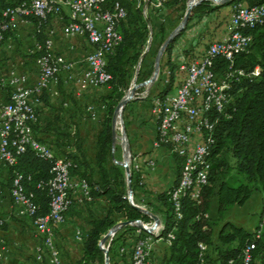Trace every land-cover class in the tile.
I'll use <instances>...</instances> for the list:
<instances>
[{
    "label": "built area",
    "instance_id": "2783aa9c",
    "mask_svg": "<svg viewBox=\"0 0 264 264\" xmlns=\"http://www.w3.org/2000/svg\"><path fill=\"white\" fill-rule=\"evenodd\" d=\"M172 1L115 0L110 8H106L105 0H30L2 10L0 46L5 43L7 33L17 26L33 28L34 20L37 21L34 32L40 33L42 29L47 35L43 45L35 43L31 51L39 52L44 48L35 59L37 79L33 83L28 84L27 76L14 67L5 73L0 71V94L3 91L7 93V100L0 98V163L5 167L14 165L18 156L28 149L51 162L50 177L37 183V187H45L50 196L48 211L44 214H36L37 206L32 195L25 191L23 176L16 172L12 178L11 202L19 216L32 218L31 223L41 237L33 261L26 264H65L55 244V228L65 222L66 212L75 200L92 201L91 187L86 179L73 174L76 163L65 155L57 156L46 142L34 135L33 127L38 120L37 109L42 96L59 84L62 75L76 85L78 93L109 87L112 76L107 71L106 57L121 44L122 35L118 27L129 17L122 2L141 9L146 15L148 12L159 14ZM230 12L226 36L208 44L201 57L186 61L182 51L173 49L172 61H180L177 71L182 80L174 95H154L151 98V115L156 125L152 147L165 148L169 155L175 154L180 159L179 178L168 192L178 218L181 216L182 198L189 196L197 199L207 183L210 163L206 155L212 142V131L219 116L229 118L227 109L231 108L233 82L259 73L258 68L250 73L233 69L232 59L235 54L248 49L252 39L243 31L262 23L264 6L233 4ZM53 21L62 24L60 34L63 39L79 38L87 43L89 51L85 54V69L81 73H74L73 61L54 52L56 31L51 26ZM218 58L226 60L228 66L215 73L213 69ZM165 75L167 79L163 88L168 85L169 72L165 71ZM86 111L91 120L97 119L94 107L89 106ZM128 165L143 179V166L152 169L156 161L137 150L129 152ZM262 204L253 234L256 238L264 228V194ZM143 226L147 232L138 230L133 244L119 249L120 253L129 251L131 264H151L154 240L164 239L170 244L174 238L173 231H169L164 238L160 236L162 222H146ZM73 237L81 242L87 237V232L75 228ZM254 248V241L247 242L237 257L229 258L227 264H252ZM206 254L207 245L199 243L198 264H212Z\"/></svg>",
    "mask_w": 264,
    "mask_h": 264
},
{
    "label": "trees",
    "instance_id": "16d2710c",
    "mask_svg": "<svg viewBox=\"0 0 264 264\" xmlns=\"http://www.w3.org/2000/svg\"><path fill=\"white\" fill-rule=\"evenodd\" d=\"M24 1L30 0H0V20L4 8ZM114 1L105 0V7L110 8ZM180 1L174 0L168 4ZM239 3L248 7L264 6V0H232L219 6L202 2L194 8L193 12L202 17L222 7ZM122 4L127 8L128 15L136 11L140 19L134 24L128 17L126 21L120 23L118 31L122 35V42L106 57L107 71L112 76L109 84L111 90L104 97L105 110L101 127L95 134L94 151L89 154L79 145L78 157L72 156L69 152L63 154L76 163V167L72 170L73 174L86 179L90 185L92 201L99 198L105 201L103 215H96L89 206L90 202L84 201L87 237L81 246L80 256L70 264H103L104 254L98 242L112 225L118 220L147 221L149 219L146 214L130 204L126 197L125 174L119 165L111 163L113 111L129 87L131 69L142 56L148 36L147 21L140 16L142 10L135 9L124 2ZM36 25L37 21L34 20L35 43L43 45L47 35L42 29L40 33L34 32ZM243 32L251 36L252 41L246 51L233 56L232 68L245 73L258 68L259 73L257 76L240 77L238 81L233 82L230 92L231 108L227 109L229 118L219 116L212 131V142L206 155V160L210 163L207 183L201 188L197 199H191L189 196L182 198L181 216L176 217L168 192L179 178L180 159L172 154L171 158L175 167L173 183L154 195L155 200L161 204L163 229L160 236L164 238L169 231H173L174 234L170 244L166 243L167 251L161 264H198L199 243L207 245L206 256L212 264H227V260L236 258L242 247L250 241L255 243L252 264H264V228L256 238L253 236L254 230L249 231L243 226L224 224L216 233L217 243L224 246L221 247L213 242L214 232L208 217L213 199L216 202V217L220 218L228 207L243 205L255 190L264 194V18L261 24L247 28ZM176 39L168 45L161 60V73L168 71L169 80L168 85L156 94L159 96H164L171 90L170 87L175 78L177 67L172 61V51ZM33 49L34 45L31 51ZM43 50L44 48L34 52L33 58L39 57ZM227 66L226 60L218 58L213 70L215 73H220ZM125 109L126 107L124 111ZM37 139L43 141L40 138ZM226 153L229 158L225 157ZM50 167L49 160L36 155L29 149L18 156L14 165L8 167L10 187L14 174L20 173L23 176L25 191L32 195V200L37 206L36 214H44L48 211L50 196L47 189L38 188L37 183L50 177ZM112 170L114 174L111 173ZM130 177L134 192V185L136 181L139 183V178L133 169ZM29 220L32 221V218ZM115 239L111 241L108 248L110 264H112L113 255L118 254V249H114Z\"/></svg>",
    "mask_w": 264,
    "mask_h": 264
},
{
    "label": "crops",
    "instance_id": "0c3cea01",
    "mask_svg": "<svg viewBox=\"0 0 264 264\" xmlns=\"http://www.w3.org/2000/svg\"><path fill=\"white\" fill-rule=\"evenodd\" d=\"M212 15H216V12L200 17L195 21L194 26L187 30L188 33L185 38L180 39V41L177 40L174 44L175 50L183 51L182 54L186 61L201 57L208 44L221 40L226 36L229 20L226 24L218 25L216 28L217 24L209 20ZM53 23L57 24L55 21ZM58 24L59 27L62 26L60 22ZM58 37L59 41H63L60 30L56 32L54 40L58 41ZM73 40L80 41V47L58 44L57 46L55 45L54 52L73 61L75 63L74 73L79 74L85 69V53L82 51L86 50L88 46L82 39L75 38ZM186 51L189 52L186 53ZM4 56V59L7 58L5 51ZM1 61L0 71L2 73L13 67L12 65H8L1 68ZM175 65L178 68L180 61L176 60ZM22 66L25 67H22L21 70L18 69V71L27 76L28 84L33 83L37 79L35 63L33 67L26 66L25 63ZM181 80L182 75L179 74V82ZM90 90L88 89V91ZM86 91L78 93L76 85L68 81L65 75H62L59 84L42 96V102L37 109L38 120L33 127V132L36 138L45 141L57 156H62L64 153L69 152L72 156L78 157L80 154L79 145L89 154L94 151L96 133L94 134L93 142H89L86 135L87 132L84 131L83 134L81 127L78 125V122H81V117L77 110L78 103H73L74 101L70 100L74 96L79 97V95L85 94ZM0 98L4 101L7 100L6 92H1ZM124 123L126 124L131 151L136 152L137 150H141L145 155L156 160L154 168L150 169L146 166L142 168L145 184L148 191L151 190L154 193L152 195L154 198L159 189L165 190L173 183L175 174L172 181H170V166H172L173 170L174 164L173 160L169 158L168 153H166V150L164 151L165 148L152 147L156 125L151 115V100L147 102L141 101L137 107L136 101L127 106L124 111ZM85 126L87 125L85 124ZM167 166L169 169L166 168ZM9 182V168L0 163V219L3 220V224L0 225V264H26L33 259L40 235L29 218L17 214V208L11 202ZM140 198L142 199V197ZM104 205L105 201L103 198L89 203L91 210L96 215L104 214ZM85 216V203L75 200L66 212V221L56 226L55 240H60L58 232L67 225L74 224V228H80L87 232L88 227L84 219ZM77 219L82 221V226H77ZM132 241V238H127L125 246L128 247ZM61 250L60 253L63 261L65 264H70V261L63 256L64 254ZM124 256L126 257V255ZM112 264H124V262L115 256Z\"/></svg>",
    "mask_w": 264,
    "mask_h": 264
},
{
    "label": "rangeland",
    "instance_id": "374dc122",
    "mask_svg": "<svg viewBox=\"0 0 264 264\" xmlns=\"http://www.w3.org/2000/svg\"><path fill=\"white\" fill-rule=\"evenodd\" d=\"M191 1L192 0H181L180 2H174L171 4L165 5V7L162 9V11L159 14L148 12V13H146V15H144L143 13L140 15L142 19L147 21L148 36H147V40H146L145 45H144V52H146V53L142 59L140 57L138 62L131 69L130 77H129V81H128L129 87L123 93V96L121 97V99L124 97H128V95H129L128 91L130 88L136 86V91H135V94L133 95V97L126 103L125 107L130 106L134 101H136V107H137V105L141 101L147 102V101L151 100V98L154 95H156L159 91H161L163 89L164 81L167 79V77H166L165 73H163V74L161 73V60H162V58L160 60L159 72H158V75L156 76L155 81L151 84L147 83L146 85H143V86H140V85L143 84L144 82L149 81L152 78L153 72H154L155 58L157 56L159 48L161 47V46L159 47V45H162L164 43V41L167 39V37L170 35V33H172L180 25V23L182 22V20L184 18L185 13H186L188 2L190 4ZM203 2H207L211 6H219L214 1H203ZM196 7H194V8H196ZM194 8H193V10H194ZM193 10H192L191 15L189 17L188 24L185 27L186 30H183L180 33V36H178L176 40L180 41V39L185 38V36L188 33L187 30L190 29V27L194 26L195 21H197L200 18V16H198V14L193 12ZM230 10H231V6L222 7L220 9H218L216 11V15H212L209 18V20L211 22H214L217 24L216 28L218 27V25L220 26L222 24H226L230 18V13H231ZM136 13H137L136 11H132L129 14V21H131L134 24L138 23L139 19H140L138 14H136ZM191 22H193V23H191ZM56 23L57 24H54L52 22L51 26H52V28L55 29L56 32H59L61 27H59L58 22H56ZM161 28H162V30H161ZM31 29H32L31 26H29V27L28 26H17L16 28L13 29L12 32H10L8 34L7 39L5 40V43L0 46V61L2 60L1 61L2 62L1 68H4L8 65H12L17 70L18 69L21 70L22 67H25V66H22L23 63H25L26 66L33 67V65L35 63V59L33 58V53L31 52V49H32V46L35 44V38L33 37L34 36L33 30H31ZM59 40H60L59 37H58V41H56V39L54 40V47H55V45L57 46L58 44L59 45L60 44L66 45V46L80 47V41H78V40H73V39H71V40L63 39V41H59ZM204 46H206V45H204ZM4 51L7 54V58H5V59H4V57H5ZM88 51H89V47L82 52L86 54ZM188 52L186 51V53H188ZM182 53H183V51H182ZM144 74H145V77H144ZM168 80H169V78H168ZM179 83H180L179 82V74H178V71L176 70L173 84L170 87L171 90L167 94L174 95L176 92L175 90H176L177 86L179 85ZM110 90H111V85H109V87L91 89L90 91L87 90L85 94L79 95V97L74 96V98H70V100L74 101L73 103H78V107H77L78 109L77 110L79 111V115L81 117V122H78L79 123L78 125L82 129L81 130L82 133L84 131L87 132L86 135L88 136V140L91 143L93 142L94 134L101 127L102 118H103L104 110H105V108L102 110L101 107L102 106L105 107L104 97L110 92ZM89 106L94 107V109L96 110V113H98L96 120L90 119L89 114L86 111L87 107H89ZM123 111H124V109H123ZM121 119H122V121H121ZM121 119L118 118L116 125H115L116 138H115V142H114V149H113L112 156H111V163L119 165L125 174L124 167L120 164V162L123 161V157H124L123 135H122L123 131L125 133V138H126L128 145H129V141H128V136H127V132H126V124L124 123V113L123 112H122V118ZM85 124L87 126H85ZM130 151H131V149H130ZM164 151H165V149H164ZM166 153H168V152L166 151ZM225 157L229 158L227 153L225 154ZM169 158H171V155H169ZM173 164H174V161H173ZM162 165L164 166V164H162ZM170 167H171V169H170L171 173H169V174L171 175L170 181H172L173 175L175 174V167L173 166V170H172V166H170ZM166 168L169 169L168 166ZM129 170H130V174H131L132 169L129 168ZM133 171L135 172L136 175H138L139 182H140V180H142V183L140 184V183H138V181H136V184L134 185V188L136 191V193H135V191L133 192V190H132V185L130 182V186H131V190H132L131 201L134 204L140 205L143 208H145L146 210L155 214L158 218L157 224H159L160 222H162V215H161V209H160L161 204L158 203L155 200V198H153L152 195L154 193L151 190L148 191L147 186H146L145 181H144V178L143 179L140 178V173L136 172L135 170H133ZM111 173L114 174V171L112 170ZM125 179H126V175H125ZM161 191H163V189H159V191H157V193H159ZM127 195H128V193H127V184H126V197H127ZM140 197H142V199ZM262 198H263V193L259 190H255L252 193V195L250 196V198L243 205H241V206L232 205V206L228 207V209L224 212V214L220 218L216 217V212H215V208H216L215 203L216 202H215V199H213L212 204H211V208L209 210L208 217H209L210 224H211V226L213 228V232H214V234H213L214 244L217 243L216 233L224 224L243 226L247 230L253 231L255 226L257 225V223L259 221V217H260L261 212H262V208H263ZM148 217H149V219L147 221L140 219V221H141L140 223L143 225V223L154 221L150 216H148ZM65 221H66V218H65ZM119 221H123V220H119ZM119 221H117V222H119ZM76 222L78 223L77 226H82L81 220L77 219ZM74 227L75 226L73 224V225H67L66 227H63V229H60V231L58 232L60 240H57V239L55 240V244H56L58 250L62 249L61 251L64 254L63 256H65L66 259H68L70 261V263L75 261L80 256L81 246L84 242V240L81 242L75 241V239L73 237V232L75 230ZM138 230H140L141 233L147 232L143 229L138 228V226H136L133 223L121 226L120 228H118L116 230V232H114L113 234H111L107 238L105 243H103L99 246L101 248L104 245L105 246L104 248H106L107 244L110 242L108 244V247H107V249H108L110 244H111V241L113 239L117 238V240L115 239V241H114V249L115 250L118 249V254L115 253V255H113V260H114V257L117 256L119 258V260L124 262V264H131L129 251H127L126 253H120L119 249L121 247H125L126 242H124V241H126L127 238H132V240H133L131 242V244L128 245V247H130L133 244L134 240L136 239V236L138 234ZM70 232H71V234H70ZM40 241H41V237L39 238V242ZM166 243L167 242L164 241V239H155L154 240L153 248L151 251V258H150L151 264H161V260L167 251V244L168 243L167 244ZM217 244H219L221 247H224L220 243H217ZM128 250H129V248H128ZM212 253H213V251H212ZM103 254H104V252H103ZM108 255H109V253H108ZM124 255H126V257ZM108 258H110V257H108ZM31 261H33V259ZM103 264H105V263L103 262ZM108 264H110V259H109Z\"/></svg>",
    "mask_w": 264,
    "mask_h": 264
},
{
    "label": "water",
    "instance_id": "95a60500",
    "mask_svg": "<svg viewBox=\"0 0 264 264\" xmlns=\"http://www.w3.org/2000/svg\"><path fill=\"white\" fill-rule=\"evenodd\" d=\"M203 1H214L218 5H224L226 3L231 2L232 0H197L195 3H193L191 5L188 2L187 10H186V13L184 15V18H183L182 22L180 23V25L172 33H170V35L167 37V39L164 41V43L159 48V51H158L157 56L155 58L154 72H153L152 78L149 81L144 82L140 86L146 85L147 83L148 84H151V83H153L155 81L156 76L158 75V72H159L160 60H161V58H162V56H163L166 48L168 47V45L171 42H173L180 35V33L183 30H185V27L188 24V20H189V17L191 15V12H192L193 8L196 7L197 5H199ZM145 53L146 52H144L142 54L141 59L144 57ZM135 91H136V86L130 88L129 91H128L129 96L122 98L118 102V104L116 105V107H115V109L113 111V116H112V120H111L112 152H113V149H114V142H115V138H116L115 125H116V122H117V118H120V119L122 118L123 109H124L126 103L133 97V95L135 94ZM121 121H122V119H121ZM122 135H123V153H124V157H123V161L120 162V164L124 167V171H125V175H126V184H127V193H128L127 198L130 201V204L134 208H136L137 210L141 211L144 214H147L148 216H150L154 220V222L157 223L158 222V218H157V216L155 214L151 213L150 211L146 210L145 208H143L140 205L134 204L131 201V194H132V190H131V186H130L131 177H130V170H129V166H128V155H129V152H130V147H129L127 141H126L124 131H123V134ZM132 223L135 224L136 226H138V228H140V229L147 230L140 223L139 220H135V221H129V220L119 221L116 224L112 225L109 228V230L101 237V239L98 242L99 245L105 243V241L107 240V238L111 234H113L114 232H116V230L118 228H120L121 226H124L126 224H132ZM101 249L104 252V263L105 264H108L109 263L108 249L107 248H104V247H101Z\"/></svg>",
    "mask_w": 264,
    "mask_h": 264
},
{
    "label": "bare ground",
    "instance_id": "6f19581e",
    "mask_svg": "<svg viewBox=\"0 0 264 264\" xmlns=\"http://www.w3.org/2000/svg\"><path fill=\"white\" fill-rule=\"evenodd\" d=\"M196 1H197V0H192L191 3H190V5L193 4V3H195ZM128 96H129V95H128ZM117 120H118V118H117Z\"/></svg>",
    "mask_w": 264,
    "mask_h": 264
}]
</instances>
